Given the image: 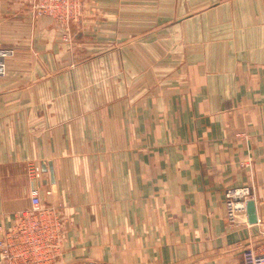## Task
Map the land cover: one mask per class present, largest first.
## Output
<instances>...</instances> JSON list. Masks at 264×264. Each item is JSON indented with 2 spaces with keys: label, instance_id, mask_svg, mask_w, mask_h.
<instances>
[{
  "label": "crops",
  "instance_id": "crops-1",
  "mask_svg": "<svg viewBox=\"0 0 264 264\" xmlns=\"http://www.w3.org/2000/svg\"><path fill=\"white\" fill-rule=\"evenodd\" d=\"M87 9L68 44L31 0H0V229L35 187L66 217L54 264H242L264 237V0ZM241 186L258 223L226 219Z\"/></svg>",
  "mask_w": 264,
  "mask_h": 264
},
{
  "label": "built area",
  "instance_id": "built-area-1",
  "mask_svg": "<svg viewBox=\"0 0 264 264\" xmlns=\"http://www.w3.org/2000/svg\"><path fill=\"white\" fill-rule=\"evenodd\" d=\"M80 6L81 0H34L33 12L35 15L48 13L54 20L66 23L70 20L69 9L74 10L71 15L77 17L79 12L75 9ZM13 55L12 49H0V78L6 72V58ZM28 173L34 183L41 179L43 171L33 165ZM251 199L254 200L248 186L228 188L225 191L226 219L236 222L241 213L246 214V205ZM30 201L28 209L17 213L14 225L0 229V264H54L62 255L66 223L59 207L45 204L40 190L35 187ZM262 234L264 236V230ZM259 241L243 250L242 264H264V237Z\"/></svg>",
  "mask_w": 264,
  "mask_h": 264
},
{
  "label": "rangeland",
  "instance_id": "rangeland-1",
  "mask_svg": "<svg viewBox=\"0 0 264 264\" xmlns=\"http://www.w3.org/2000/svg\"><path fill=\"white\" fill-rule=\"evenodd\" d=\"M32 1V10H33V5H34V0H31ZM82 1V6H80L78 9H75V12H79L78 14H77V17H74L73 15H71L72 14V12L74 11V10H72V9H69V16H70V20L68 21V22H66L65 20V22L66 23H68V24H66V23H63V22H61V21H58V20H54L53 18H52V16L51 15H49L48 13H46V14H42V15H36L37 17H44V16H47V17H50V18H52L53 19V22H54V24H55V26L57 27V28H59L60 30H61V32H63L62 34H61V39H62V41L63 42H66V43H68V44H70V43H72L73 42V38H74V35L72 34V27L74 26V24L75 25H77V24H79V25H77V27H79V26H81L80 25V23H82L81 21H82V19H83V15L85 14V12H86V10H88L87 9V0H81ZM74 12V13H75ZM34 13V12H33ZM98 22V21H97ZM95 25H97V24H95ZM65 32V33H64ZM67 34L68 35H70V37H68L67 36ZM167 38H169L170 39V41H168V43H174V44H176V46H178V47H181V45H182V37H180V36H174V37H164V39L166 40ZM0 49H2V50H7V49H12L13 51H14V55H15V50L13 49V48H11V47H3V46H0ZM13 55V56H14ZM12 57V56H11ZM8 59H10V57H7L6 58V60H5V63H6V72H7V61H8ZM6 72H5V74H6ZM33 166V165H32ZM45 203V202H44ZM45 204H48V203H45ZM52 205H54L55 207H59L58 209H59V212L61 213V215L62 216H64L63 215V213H62V211H61V208H62V206L61 205H55V204H52ZM22 211V210H21ZM64 218H65V223H66V217L64 216ZM239 218V217H238ZM237 218V219H238ZM259 239V238H258ZM64 254V250H63V252H62V255ZM62 255H61V257H62ZM60 257V258H61Z\"/></svg>",
  "mask_w": 264,
  "mask_h": 264
},
{
  "label": "water",
  "instance_id": "water-1",
  "mask_svg": "<svg viewBox=\"0 0 264 264\" xmlns=\"http://www.w3.org/2000/svg\"><path fill=\"white\" fill-rule=\"evenodd\" d=\"M50 171V170H49ZM246 213L248 216V222L250 224L258 223L257 211H256V204L254 200H249L246 205ZM95 264V263H89Z\"/></svg>",
  "mask_w": 264,
  "mask_h": 264
}]
</instances>
